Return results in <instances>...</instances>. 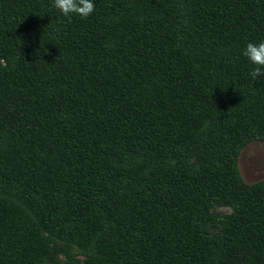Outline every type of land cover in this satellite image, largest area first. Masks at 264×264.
<instances>
[{
    "label": "trees",
    "instance_id": "1",
    "mask_svg": "<svg viewBox=\"0 0 264 264\" xmlns=\"http://www.w3.org/2000/svg\"><path fill=\"white\" fill-rule=\"evenodd\" d=\"M93 2L0 0V264H264V0Z\"/></svg>",
    "mask_w": 264,
    "mask_h": 264
},
{
    "label": "clouds",
    "instance_id": "2",
    "mask_svg": "<svg viewBox=\"0 0 264 264\" xmlns=\"http://www.w3.org/2000/svg\"><path fill=\"white\" fill-rule=\"evenodd\" d=\"M53 6L67 18H71L72 14H76L81 18L89 17L95 10L93 0H53ZM243 55L255 65L250 72L254 81L264 75V41L260 43L249 42L243 51Z\"/></svg>",
    "mask_w": 264,
    "mask_h": 264
},
{
    "label": "rangeland",
    "instance_id": "3",
    "mask_svg": "<svg viewBox=\"0 0 264 264\" xmlns=\"http://www.w3.org/2000/svg\"><path fill=\"white\" fill-rule=\"evenodd\" d=\"M238 168L243 180L247 183L264 178V140L250 141L241 149L238 155ZM47 257L53 263L55 257L62 259L63 254L56 250Z\"/></svg>",
    "mask_w": 264,
    "mask_h": 264
}]
</instances>
